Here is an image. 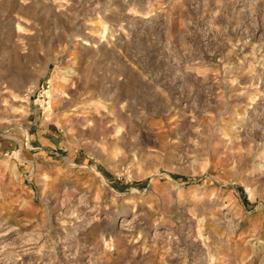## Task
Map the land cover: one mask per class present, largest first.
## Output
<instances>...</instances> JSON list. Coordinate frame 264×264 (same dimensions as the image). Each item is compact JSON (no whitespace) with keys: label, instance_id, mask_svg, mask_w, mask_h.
Masks as SVG:
<instances>
[{"label":"rangeland","instance_id":"374dc122","mask_svg":"<svg viewBox=\"0 0 264 264\" xmlns=\"http://www.w3.org/2000/svg\"><path fill=\"white\" fill-rule=\"evenodd\" d=\"M21 263L264 264V0H0Z\"/></svg>","mask_w":264,"mask_h":264},{"label":"bare ground","instance_id":"6f19581e","mask_svg":"<svg viewBox=\"0 0 264 264\" xmlns=\"http://www.w3.org/2000/svg\"><path fill=\"white\" fill-rule=\"evenodd\" d=\"M121 32V31H120ZM87 33V32H86ZM85 35V34H84ZM89 35V34H88ZM87 35V36H88ZM118 36V35H117ZM117 38V37H116ZM120 38V37H119ZM105 39V38H104ZM84 42V41H83ZM84 43H86V44H90L87 40H86V42H84ZM101 43V42H100ZM94 47H98V45H96L95 43H94ZM87 50V49H86ZM89 50H90V48H89ZM110 219V218H109ZM92 223V222H91ZM90 225V224H89ZM135 229V228H134ZM65 237V236H64ZM189 238V237H188ZM33 240V239H32ZM72 240V239H71ZM59 241V240H58ZM65 242V241H64ZM72 248V247H71ZM5 249V248H4ZM53 250V249H52ZM76 250V249H75ZM41 252V251H40ZM71 254V253H70ZM23 255V254H22ZM27 255V254H26ZM60 255V254H59ZM77 255V254H76ZM57 256V255H56ZM74 255H72L71 257H73ZM3 257V256H2ZM8 258V257H7ZM70 258V257H69ZM75 258V257H74ZM25 259V258H24ZM13 260H14V258H13ZM12 260V261H13ZM20 260V259H19ZM16 261H17V258H16ZM21 261H22V259H21ZM83 261V260H82ZM9 262V261H8ZM18 262V261H17ZM16 262V263H17ZM84 262V261H83ZM70 263V262H69ZM73 263V262H72ZM22 264V263H21Z\"/></svg>","mask_w":264,"mask_h":264}]
</instances>
